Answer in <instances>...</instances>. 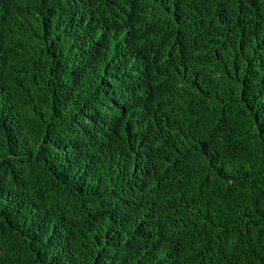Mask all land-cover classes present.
Instances as JSON below:
<instances>
[{
    "label": "trees",
    "instance_id": "obj_1",
    "mask_svg": "<svg viewBox=\"0 0 264 264\" xmlns=\"http://www.w3.org/2000/svg\"><path fill=\"white\" fill-rule=\"evenodd\" d=\"M0 264H264V0H0Z\"/></svg>",
    "mask_w": 264,
    "mask_h": 264
}]
</instances>
